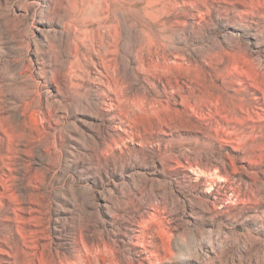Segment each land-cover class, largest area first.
<instances>
[{"label":"rangeland","instance_id":"374dc122","mask_svg":"<svg viewBox=\"0 0 264 264\" xmlns=\"http://www.w3.org/2000/svg\"><path fill=\"white\" fill-rule=\"evenodd\" d=\"M0 264H264V0H0Z\"/></svg>","mask_w":264,"mask_h":264},{"label":"bare ground","instance_id":"6f19581e","mask_svg":"<svg viewBox=\"0 0 264 264\" xmlns=\"http://www.w3.org/2000/svg\"><path fill=\"white\" fill-rule=\"evenodd\" d=\"M221 90H223V92H226V91H227V89H226V88H221Z\"/></svg>","mask_w":264,"mask_h":264}]
</instances>
